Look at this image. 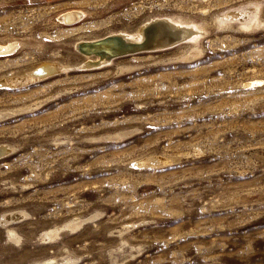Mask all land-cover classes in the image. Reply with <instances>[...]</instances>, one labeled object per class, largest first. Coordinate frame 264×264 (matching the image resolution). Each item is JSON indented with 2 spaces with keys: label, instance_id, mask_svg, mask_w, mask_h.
<instances>
[{
  "label": "rangeland",
  "instance_id": "obj_1",
  "mask_svg": "<svg viewBox=\"0 0 264 264\" xmlns=\"http://www.w3.org/2000/svg\"><path fill=\"white\" fill-rule=\"evenodd\" d=\"M159 17L205 31L76 50ZM0 41V264H264V0H0Z\"/></svg>",
  "mask_w": 264,
  "mask_h": 264
},
{
  "label": "bare ground",
  "instance_id": "obj_2",
  "mask_svg": "<svg viewBox=\"0 0 264 264\" xmlns=\"http://www.w3.org/2000/svg\"><path fill=\"white\" fill-rule=\"evenodd\" d=\"M248 10H246V9H235V10H231V11H226V12H224L223 14H222V16H220V18L222 19L221 21H229V20H231V19H237V21L240 23V24H242V20H243V17H244V15L245 14H247L246 12H247ZM82 11L81 10H76V9H72V10H68V11H65V12H62L61 14H60V16L58 17V19H60L62 22H64L65 23V25H72V24H75V23H77V22H79L80 21V18H81V16H82ZM161 17H159V19H160ZM158 19V18H157ZM169 22H170V25L172 26V28L173 29H178L179 31H181V33H182V40L181 41H179V43H181L182 41L184 42L185 41V43L186 44H190L189 46L191 47V46H193L194 44H196L195 42L197 41V39H198V36H199V34L200 33H202V32H204L205 31V29H203V28H200V29H198L196 26H194V25H188V24H184V23H177L178 21H171L170 19H169ZM143 23V22H142ZM144 26V25H143ZM142 26V27H143ZM141 27V28H142ZM180 27V28H179ZM138 29V28H137ZM137 29H136V32H138L137 31ZM157 31H151L149 34H154V35H157L158 33L159 34H161V35H164L163 34V31H162V29H161V27H159V28H157L156 29ZM141 29L139 30V32L138 33H140V34H142L141 33ZM118 33V32H117ZM137 33V34H138ZM109 34H116V32H114V33H109ZM108 34V35H109ZM107 35V34H106ZM125 35H127L128 37H130V39H133V40H135V38L137 37L136 35L134 36V35H130V33L128 34V33H125ZM102 36H105V34L104 35H102ZM102 36H96L95 38H91V39H78L77 41H76V46H77V43L78 42H80V41H87V40H92V39H97V38H99V37H102ZM149 38H151V37H149ZM187 41V42H186ZM18 42V41H17ZM17 42H14V41H11V42H1L0 41V55H2V54H4V53H6L7 54V52H11L14 48H15V46H17ZM182 42V43H183ZM179 43H177V44H179ZM30 44V43H29ZM176 44V45H177ZM130 46V45H129ZM132 47H134V45H131ZM130 46V47H131ZM175 46V45H174ZM174 46H170V47H168V49L169 48H172V47H174ZM188 47V46H187ZM91 48V47H90ZM125 49H129V47H124V48H121V52H124V50ZM166 49V48H165ZM82 50H84V52L86 53V54H81L80 53V55L83 57V59H84V61H85V63H84V65L85 66H96V65H102V64H104V63H107V62H109L110 60H114V59H116V58H123V57H128V56H130V55H134V54H141V53H144V52H136V53H132V54H122V55H120V56H117V57H114V58H110L111 57V53H109V52H107V51H105V53H103V55L101 54V55H89L88 53L90 52L89 50V48L87 49V47H82ZM159 50H161V49H159ZM12 53V52H11ZM79 53V52H78ZM10 54V53H9ZM192 54V53H191ZM5 55V54H4ZM137 58V57H136ZM54 64V65H53ZM50 63V62H46V63H41V64H39L37 67H35L34 69H32V72L31 73H28V74H26V75H22L21 74V76H19V75H17V76H13V77H8V78H5L6 80H8L9 82H23V81H30V80H34V79H37V78H39V77H41V76H46V75H48L50 72L52 73V72H54L55 71V68L57 67V66H55V63ZM82 66V65H81ZM84 67V66H83ZM81 68V67H80ZM89 68V67H88ZM94 68H96V67H94ZM30 72V71H29ZM18 73V72H17ZM5 77V76H4ZM5 80V81H6ZM8 82V83H9ZM6 85V84H5ZM10 85V84H9ZM7 148V147H6ZM5 153V147H3L2 145H1V147H0V156H2L3 154ZM162 161V160H161ZM165 161V160H164ZM15 216V214L14 213H12V214H10L9 215V217H7L6 216V218H13ZM3 218V217H2ZM3 220V219H2ZM1 220V221H2ZM4 221V220H3ZM6 221V220H5ZM9 232V231H8ZM49 233V232H48ZM8 234V233H7ZM11 235V234H10ZM9 235V236H10ZM16 237V236H15ZM42 264H49V263H47V262H44V263H42Z\"/></svg>",
  "mask_w": 264,
  "mask_h": 264
},
{
  "label": "water",
  "instance_id": "obj_3",
  "mask_svg": "<svg viewBox=\"0 0 264 264\" xmlns=\"http://www.w3.org/2000/svg\"><path fill=\"white\" fill-rule=\"evenodd\" d=\"M159 27H161L164 35L159 33L157 35L149 34L151 31H157L156 29ZM141 30L142 34L139 33L140 38H135V40L130 39V37L123 33L109 34L97 39L80 41L77 43L76 50L81 54H86L84 50H82V47H87V49H90V52L88 53L89 55L97 56L101 54L103 55V53L107 51L111 53L110 58H114L124 53L132 54L136 52H149L165 49L176 45L182 40L181 31L177 28L173 29L169 20L165 17L148 21L144 24ZM129 45H134V47H130ZM126 46L129 47V49H125L124 52H121V48Z\"/></svg>",
  "mask_w": 264,
  "mask_h": 264
}]
</instances>
